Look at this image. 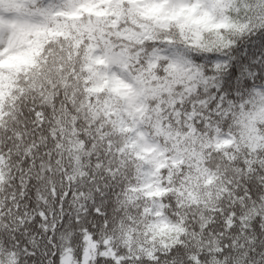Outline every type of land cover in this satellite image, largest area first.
Segmentation results:
<instances>
[{
  "label": "snow or ice",
  "instance_id": "obj_1",
  "mask_svg": "<svg viewBox=\"0 0 264 264\" xmlns=\"http://www.w3.org/2000/svg\"><path fill=\"white\" fill-rule=\"evenodd\" d=\"M0 264H264V0H0Z\"/></svg>",
  "mask_w": 264,
  "mask_h": 264
}]
</instances>
